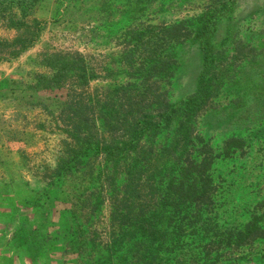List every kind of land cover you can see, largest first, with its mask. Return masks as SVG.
<instances>
[{"label":"rangeland","instance_id":"374dc122","mask_svg":"<svg viewBox=\"0 0 264 264\" xmlns=\"http://www.w3.org/2000/svg\"><path fill=\"white\" fill-rule=\"evenodd\" d=\"M212 2L153 0L138 15L135 0H41L28 9L43 20L40 38L19 57L0 62V77L30 82L35 80L36 72L45 71L40 60L46 52H59L64 59L78 54L100 75L87 90L105 98L109 92L104 88L136 80L126 70L128 60L137 64L145 60L134 50L141 33L150 34L156 26L179 20L195 22L198 27L205 21ZM220 28L224 33H219L215 44L226 52L225 74L213 103L194 121L195 137L190 146L196 161L202 159L203 150L215 156L211 166L214 204L202 211L198 222L193 219L195 210L189 211L179 240L171 243L175 251L162 254L166 264H264V236L243 244L234 242L232 237L233 232L244 230L256 217L264 229V0H235L234 6L222 14ZM15 35V30L0 23V37L12 39ZM239 42L255 47L256 59L234 60ZM178 52L179 67L174 75L164 76L161 81L173 102L197 90L203 70L198 43L187 41L178 47ZM106 67L113 69L112 77H106ZM73 85V81L68 82L61 89V96L67 97ZM36 98L40 105L16 101L10 95L0 96V264H58L55 260L61 258L60 253L39 262L33 254V250L41 251L44 236H51L56 230L54 219L47 213L54 210L58 198L68 200L74 187L81 202L91 194L98 201L104 191V165L96 157L84 158L78 172L71 170L56 184L49 183L48 176L57 163L66 134L60 130L63 123L56 125L53 116L41 106L44 103L56 111L61 103L50 93L41 92ZM104 109L112 110L111 105ZM103 120L100 117L98 123L106 135ZM177 125L176 120L153 137L159 153L158 144L171 143ZM235 137L244 140L242 147L226 150L227 140ZM167 155L164 152L162 156ZM107 206L106 202L97 209L92 224L105 242ZM191 218L196 222L190 223ZM69 251L72 255L67 253L65 257L80 253L82 264H88L92 251L95 258L104 252L101 247L80 252L78 239L70 241Z\"/></svg>","mask_w":264,"mask_h":264},{"label":"trees","instance_id":"16d2710c","mask_svg":"<svg viewBox=\"0 0 264 264\" xmlns=\"http://www.w3.org/2000/svg\"><path fill=\"white\" fill-rule=\"evenodd\" d=\"M40 1L0 0V23L16 31L12 39L0 37V62L19 57L40 38L43 20L28 11ZM152 1L135 0L136 14H143ZM234 3L235 0H213L205 21L198 27L194 26L195 22L179 20L156 26L150 34L141 33L134 50L144 55L145 60L139 64L128 60L126 70L136 80L104 88L109 92L105 98L87 90L100 75L78 54L64 59L59 52H46L40 60L45 71L36 72L35 80L30 82L12 76L0 77V96L10 95L16 101L40 105L36 97L45 92L61 103L57 112L41 103L56 125L63 123L60 130L66 134L57 163L48 176L50 184H56L71 170L78 172L84 158H100L104 165L101 186L104 191L98 201L91 194L81 202L74 187L68 200L58 198L54 210L47 213L54 219L56 230L51 236H44L41 251L33 250L37 262L60 253L61 258L55 260L58 264H82L80 253L65 257L73 253L69 251L70 241L78 239L80 252L97 247L104 251L99 258L92 251L88 264H166L162 254L175 251L171 243L179 240L189 211L195 210L193 219L198 222L202 220V211L213 206L215 184L211 166L215 156L203 150L202 159L196 161L190 146L195 137L194 121L211 106L221 88L223 64L228 58L215 41L220 39L219 33H224L220 28L222 14ZM187 41L199 44L203 70L197 90L173 102L161 81L164 76L174 75L179 67L178 47ZM234 54V60L256 59L258 52L255 47L239 42ZM133 55L130 51L129 56ZM104 70L106 77H112L111 67ZM71 81L75 85L69 87L67 97H62L61 89ZM107 105H111L110 112L104 109ZM100 117L104 119L106 135L100 129ZM176 120L178 125L171 143H159V153L153 137ZM243 143L239 137L231 138L225 149L242 147ZM204 147L210 149L207 144ZM164 152L169 155L163 157ZM106 202L108 240L105 242L92 224L97 209H102ZM193 219L189 222H196ZM232 234L234 242L243 244L264 236V229L256 217L244 230Z\"/></svg>","mask_w":264,"mask_h":264}]
</instances>
